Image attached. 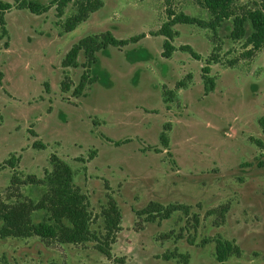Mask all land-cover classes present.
I'll return each mask as SVG.
<instances>
[{
  "label": "rangeland",
  "instance_id": "obj_1",
  "mask_svg": "<svg viewBox=\"0 0 264 264\" xmlns=\"http://www.w3.org/2000/svg\"><path fill=\"white\" fill-rule=\"evenodd\" d=\"M29 1L0 0L12 6L4 13L8 35L0 38V202L42 194L29 185L9 188L13 170L3 164L11 153L20 157L17 170L40 179L57 155L86 197L91 235L77 244L0 239V264H218L220 240L241 250L224 264H264V46L251 50L246 37L232 38L234 18L264 10V0H240L221 13L227 16L215 44L210 29L175 25L170 58L162 57L166 38L159 34L168 12L209 22L205 0H102V8L65 34L61 23L73 3L59 18L54 0H39L48 7L40 15L19 9ZM104 32L120 40L143 37L110 47L108 55L98 52L95 67L84 68V52L77 68L62 66L74 44ZM184 45L201 60L180 50ZM142 48L151 57L130 63L127 53ZM212 54L219 58L209 75L216 87L205 95L202 68ZM96 70L106 71L110 84H88L74 96L82 74L91 78ZM65 78L69 92L61 90ZM180 81L186 86L176 90ZM166 91L175 93L168 103ZM109 195L121 213L112 232L102 214ZM150 203L163 209L138 215ZM174 206L183 209L169 211Z\"/></svg>",
  "mask_w": 264,
  "mask_h": 264
},
{
  "label": "trees",
  "instance_id": "obj_2",
  "mask_svg": "<svg viewBox=\"0 0 264 264\" xmlns=\"http://www.w3.org/2000/svg\"><path fill=\"white\" fill-rule=\"evenodd\" d=\"M237 1L240 0H205L207 8L214 17L209 22L201 21L183 12L176 14L170 10L167 21L159 31V34L166 38L162 57L170 58L176 50L171 41L178 35V32L174 29L177 24L198 25L210 29L212 31L210 40L212 44H215L213 39H216L217 28L227 16H222L221 13L226 12ZM70 3H73L74 11L61 23V33L64 34L73 32L79 25L87 21L91 14L103 7L102 0H54L53 5L59 18L64 16L65 9ZM22 5L19 9H28L37 15L48 10V7L40 3L39 0L23 2ZM11 8L12 6L9 3L0 2V26L3 30V35L0 38H5L8 35L4 13ZM233 23V39L240 40L246 37V45L251 46V50H258L264 46V10H249L243 16H236ZM247 23L250 25V30L246 27ZM142 37L137 36L120 40L114 37L111 32L87 36L72 46L65 55L62 66L64 68H77L79 66L78 57L81 52H84L86 58L84 68L95 67L98 64V52L108 55L110 47H125L138 42ZM8 47L9 42H6L4 48L7 49ZM1 49L0 47V51ZM180 50L189 53L195 60H201L202 58L190 45L181 46ZM126 57L128 61L134 63L148 60L151 54L148 50L142 48L127 53ZM217 63H219V58L214 57L212 54L202 68L205 95L212 92L216 87L215 80L209 75L211 65ZM96 82L108 86L110 84L109 74L106 71L96 70V75L90 78L87 73H83L80 83L74 91V96H81L88 84ZM185 86V83L180 81L175 89L180 90ZM71 87L72 83L69 78H65L61 83L62 92H69ZM45 89L48 90L49 86L46 85ZM165 93L170 96L168 100L165 99V103L171 102L175 93L173 91H166ZM259 124L264 132V118L259 120ZM169 127L170 125L166 124L164 129L167 131ZM160 141L165 148L168 146V137L165 132L160 135ZM33 148L45 149V145L34 144ZM92 158L90 157V159ZM19 163L20 157H17L15 153H11L9 158L4 161L3 165L13 170L9 188L29 185L38 187L42 194L37 200H29L28 202L17 201L10 204L0 202V239L38 236L43 239H58L60 242L68 244L87 241L91 235L88 203L86 197L74 185V173L70 165L53 154L50 157L52 170L47 171L45 176L40 179L34 174H25L17 170ZM162 209L160 204L150 203L145 209L139 211L138 215H153V211L158 212ZM181 209H183L182 206H174L169 211ZM184 209L187 210V208ZM36 213L43 215L37 222L34 219ZM102 214L105 217L106 227L110 232L119 228L121 213L114 198L110 195L108 196L107 207ZM240 254V248L228 240H220L215 248L218 264H224L229 258Z\"/></svg>",
  "mask_w": 264,
  "mask_h": 264
},
{
  "label": "crops",
  "instance_id": "obj_3",
  "mask_svg": "<svg viewBox=\"0 0 264 264\" xmlns=\"http://www.w3.org/2000/svg\"><path fill=\"white\" fill-rule=\"evenodd\" d=\"M130 63H132V62H130ZM135 63V62H134Z\"/></svg>",
  "mask_w": 264,
  "mask_h": 264
}]
</instances>
